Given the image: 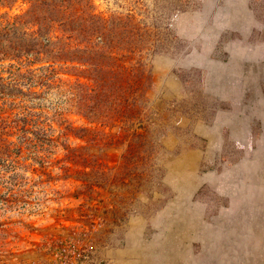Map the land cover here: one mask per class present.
I'll use <instances>...</instances> for the list:
<instances>
[{
	"label": "rangeland",
	"instance_id": "374dc122",
	"mask_svg": "<svg viewBox=\"0 0 264 264\" xmlns=\"http://www.w3.org/2000/svg\"><path fill=\"white\" fill-rule=\"evenodd\" d=\"M93 1L106 13L135 12L141 26L167 23L168 12L155 8V0ZM181 2L186 10L160 32L168 52L143 61L152 68L154 97L184 100L187 115L178 124L201 140L168 154L163 188L151 195L143 193L145 182L124 180L120 202H98L76 179L72 148L83 145L76 128L99 126L77 114L88 105L79 100L83 66L63 59L0 63V74L26 91L0 94V264H264V0ZM193 69L200 88L179 75ZM199 91L224 108L210 113ZM23 114L47 131L44 140L21 133ZM106 125L95 134L103 146L109 138L102 133H114ZM186 132L180 138H188ZM122 135L126 145L140 142L129 141L130 132L112 136ZM161 139L174 150L177 137ZM110 143L108 166L135 164L140 171L145 164L144 175L150 160L137 162L138 155L132 163L129 147L125 151L119 139ZM108 174L117 184L124 172Z\"/></svg>",
	"mask_w": 264,
	"mask_h": 264
},
{
	"label": "trees",
	"instance_id": "16d2710c",
	"mask_svg": "<svg viewBox=\"0 0 264 264\" xmlns=\"http://www.w3.org/2000/svg\"><path fill=\"white\" fill-rule=\"evenodd\" d=\"M181 1H173L174 5L154 1L155 8L163 9V13L168 12L165 16L166 25L158 23L156 28L150 24L141 26L132 11L126 14L99 11L93 0H0V9H7L0 13V63L9 61V66L16 64L20 67L22 64L63 59L84 67L82 77L85 82H82L81 89L84 93L79 100L88 102V105L85 109L79 108L77 114L90 124L96 120L99 126L76 128L82 133L77 138L83 141V145L72 148L75 152L71 159L72 164L79 167L76 179L80 181L88 199L98 196V202H120L118 198L121 199L123 192L119 188L124 180L132 182L138 179V184L142 185L145 182V188L149 190L141 191L148 195L152 194V188L160 191L164 184L161 180L163 161L168 154L199 145L201 138L191 131H187L188 138H180L186 131H183L177 119L180 115H187L183 106L185 101L176 100L174 103L161 95L154 97L152 68L143 61L144 56L152 58L155 54L168 52L170 46L165 39H161L160 32L172 28V15L186 10ZM193 73L198 71L182 70L179 75L184 82L190 78L199 87V79ZM1 93L23 96L26 91L16 81L7 80L0 74ZM199 95L205 102L202 106L210 113L215 112L217 107L224 108L223 103L216 98L201 91ZM180 107L184 109L179 111ZM175 111L178 114L176 120ZM161 114H165V119L159 118ZM20 119L21 133L34 135L40 141L45 139L43 137L47 131L44 128L31 124L24 114ZM103 119H108V123H104ZM103 124H107L104 129L108 127L114 131L112 134L102 133V137L109 138L105 146L95 138ZM41 131H45L42 136L39 134ZM122 132H130L129 141L140 139V142L135 145L128 142L126 145L124 135L116 139L112 136ZM168 133L177 137L173 151L161 139L162 135ZM113 139L124 143L125 151L129 147V160L132 163L136 162L138 155L137 162L150 160L144 175L140 172L145 164L140 165V171H136L135 164L125 167L114 162V166L107 165L104 150ZM115 168L124 172L122 177L116 179L117 184L112 182L108 174ZM105 192L107 196H104ZM126 211L130 214L143 212L135 208H126Z\"/></svg>",
	"mask_w": 264,
	"mask_h": 264
}]
</instances>
